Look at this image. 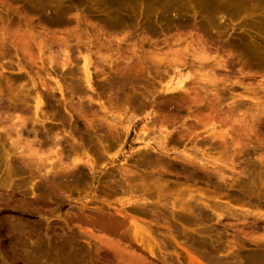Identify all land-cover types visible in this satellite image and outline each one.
<instances>
[{
	"label": "rangeland",
	"instance_id": "1",
	"mask_svg": "<svg viewBox=\"0 0 264 264\" xmlns=\"http://www.w3.org/2000/svg\"><path fill=\"white\" fill-rule=\"evenodd\" d=\"M12 224L39 264L264 258V0H0V264Z\"/></svg>",
	"mask_w": 264,
	"mask_h": 264
},
{
	"label": "bare ground",
	"instance_id": "2",
	"mask_svg": "<svg viewBox=\"0 0 264 264\" xmlns=\"http://www.w3.org/2000/svg\"><path fill=\"white\" fill-rule=\"evenodd\" d=\"M87 79L90 80L89 71L86 70ZM186 78V77H185ZM184 78V79H185ZM185 82L180 81V85H183ZM22 229L16 226H4L3 233L5 238V245L6 251L9 257L12 258L14 264H39L36 262L39 258V249L34 248L27 244L25 241ZM100 232L103 234L110 236L113 234V230L111 228L100 227ZM43 254V252H42ZM41 257V256H40ZM38 258V259H37ZM203 264V263H199ZM216 264H264V258L258 256L252 259H244L239 263H229V262H218Z\"/></svg>",
	"mask_w": 264,
	"mask_h": 264
}]
</instances>
